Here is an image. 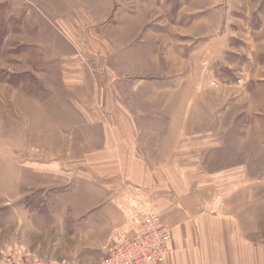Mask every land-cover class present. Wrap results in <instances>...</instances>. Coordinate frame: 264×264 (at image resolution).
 Listing matches in <instances>:
<instances>
[{"label":"rangeland","instance_id":"374dc122","mask_svg":"<svg viewBox=\"0 0 264 264\" xmlns=\"http://www.w3.org/2000/svg\"><path fill=\"white\" fill-rule=\"evenodd\" d=\"M146 55L149 75L132 74ZM118 74L162 90V132L181 133L186 149L201 140L200 157L229 169L214 175L224 204L210 211L264 244V0H0V169L98 146L69 99L113 89ZM63 194L26 195L0 173V224Z\"/></svg>","mask_w":264,"mask_h":264},{"label":"crops","instance_id":"0c3cea01","mask_svg":"<svg viewBox=\"0 0 264 264\" xmlns=\"http://www.w3.org/2000/svg\"><path fill=\"white\" fill-rule=\"evenodd\" d=\"M142 60L132 74L146 77L150 55ZM117 77L113 89L86 85L69 99L84 132L98 128V146L77 159L70 150L45 160L37 151L41 157L0 169L13 173L16 190L26 195L64 189L62 197L35 200L30 212L5 218L0 248L21 244L50 264H94L108 254L126 220L119 204L129 201L149 205L169 226L164 264H264V244L246 238L233 215L213 212L224 204L214 175L229 169L200 157L201 140L186 149L191 143L183 146L181 133L162 132V90L135 89Z\"/></svg>","mask_w":264,"mask_h":264},{"label":"built area","instance_id":"2783aa9c","mask_svg":"<svg viewBox=\"0 0 264 264\" xmlns=\"http://www.w3.org/2000/svg\"><path fill=\"white\" fill-rule=\"evenodd\" d=\"M125 223L112 238L109 252L94 264H164L171 231L147 204H121ZM0 264H50L24 247L3 252Z\"/></svg>","mask_w":264,"mask_h":264}]
</instances>
